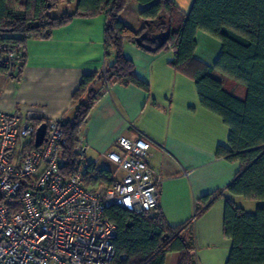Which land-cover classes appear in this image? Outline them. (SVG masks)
<instances>
[{
  "label": "trees",
  "instance_id": "trees-1",
  "mask_svg": "<svg viewBox=\"0 0 264 264\" xmlns=\"http://www.w3.org/2000/svg\"><path fill=\"white\" fill-rule=\"evenodd\" d=\"M132 0H77L74 12L59 16L47 14L58 0H0V48L16 54L12 76L19 77L25 64V43L30 36L47 38L53 29L74 17L106 16L103 49L114 57L102 71L82 76L72 95L73 116L60 120L65 143L61 147V170L74 169V146L86 117L104 88L111 83L134 84L147 90L130 59L123 53L124 42L157 53L171 48L173 66L189 75L196 86L200 104L220 116L228 126L226 145H218V158L239 164V170L225 191L248 200L264 201V0H193L187 14L171 0H134L142 27L133 30L120 20V13ZM203 31L221 42V52L213 66L194 58L196 33ZM167 34L160 46L152 40ZM0 65V75L6 74ZM227 81L245 87L242 97L227 89ZM86 185L111 183L109 172L90 165ZM221 194L202 196L195 218L204 214ZM104 216L116 226L113 264H164L170 252L180 253L179 264H196L193 256L191 223L171 227L158 208L153 215H140L111 205ZM224 235L231 241L226 264H264V205L253 213L226 199L223 214Z\"/></svg>",
  "mask_w": 264,
  "mask_h": 264
},
{
  "label": "crops",
  "instance_id": "crops-1",
  "mask_svg": "<svg viewBox=\"0 0 264 264\" xmlns=\"http://www.w3.org/2000/svg\"><path fill=\"white\" fill-rule=\"evenodd\" d=\"M187 14L193 0H171ZM77 0H67L65 11L56 7L50 16L74 12ZM137 1H130L120 13L129 28L142 27ZM106 16L74 17L53 29L47 38L26 39V59L19 77L0 75V110L38 109L46 119L67 120L73 116L72 95L84 75L102 71L114 57L104 55L103 31ZM221 52V42L203 31L196 33L194 58L213 66ZM123 53L134 66L136 76L148 89L134 84L111 83L90 109L81 134L86 143V161L109 172V179L121 171L103 154L113 148L117 137L142 136L150 143L149 166L160 178L158 211L167 225L191 223L193 256L196 264H226L231 241L224 235L226 199L253 213L264 201L248 200L225 191L239 164L215 155L218 145H226L228 126L220 116L202 107L193 79L173 66L171 48L153 53L137 44L124 42ZM227 89L242 97L243 89L227 81ZM98 186L107 183L100 181ZM220 193L201 216L195 218L198 199ZM180 253L170 252L164 264H179Z\"/></svg>",
  "mask_w": 264,
  "mask_h": 264
},
{
  "label": "built area",
  "instance_id": "built-area-1",
  "mask_svg": "<svg viewBox=\"0 0 264 264\" xmlns=\"http://www.w3.org/2000/svg\"><path fill=\"white\" fill-rule=\"evenodd\" d=\"M17 54L0 48V65L13 73ZM46 124L44 139L35 131ZM65 143L60 120L38 109L0 110V264H113L116 226L104 216L111 205L136 214L158 208L161 178L149 166L150 143L117 137L103 154L121 171L105 186L86 185L90 165L81 132L74 169L61 170Z\"/></svg>",
  "mask_w": 264,
  "mask_h": 264
},
{
  "label": "water",
  "instance_id": "water-1",
  "mask_svg": "<svg viewBox=\"0 0 264 264\" xmlns=\"http://www.w3.org/2000/svg\"><path fill=\"white\" fill-rule=\"evenodd\" d=\"M166 38H167V34L163 33V34H158V35L153 36L152 40L158 39L159 40L158 46H160L162 43H164ZM45 132H46V124L41 123L35 131L34 145L36 147L42 143V141L44 139Z\"/></svg>",
  "mask_w": 264,
  "mask_h": 264
},
{
  "label": "rangeland",
  "instance_id": "rangeland-1",
  "mask_svg": "<svg viewBox=\"0 0 264 264\" xmlns=\"http://www.w3.org/2000/svg\"><path fill=\"white\" fill-rule=\"evenodd\" d=\"M64 7H67V0H58V2H57V4H56V8L58 9V10H60V11H65L66 9H62V8H64ZM54 10V9H53ZM51 11V14H54L55 13V11ZM56 14V13H55ZM241 87H242V89H243V93H245V87L243 86V85H241V84H239Z\"/></svg>",
  "mask_w": 264,
  "mask_h": 264
}]
</instances>
